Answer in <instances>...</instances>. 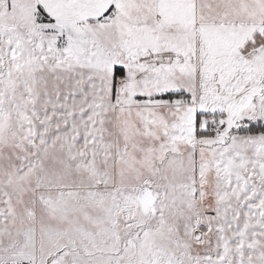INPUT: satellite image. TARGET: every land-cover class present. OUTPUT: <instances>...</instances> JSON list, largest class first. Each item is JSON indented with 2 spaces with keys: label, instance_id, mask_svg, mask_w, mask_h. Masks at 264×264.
<instances>
[{
  "label": "snow or ice",
  "instance_id": "snow-or-ice-1",
  "mask_svg": "<svg viewBox=\"0 0 264 264\" xmlns=\"http://www.w3.org/2000/svg\"><path fill=\"white\" fill-rule=\"evenodd\" d=\"M0 264H264V0H0Z\"/></svg>",
  "mask_w": 264,
  "mask_h": 264
}]
</instances>
